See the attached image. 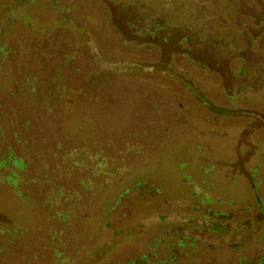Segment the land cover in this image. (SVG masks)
Returning a JSON list of instances; mask_svg holds the SVG:
<instances>
[{"label": "rangeland", "instance_id": "rangeland-1", "mask_svg": "<svg viewBox=\"0 0 264 264\" xmlns=\"http://www.w3.org/2000/svg\"><path fill=\"white\" fill-rule=\"evenodd\" d=\"M0 23V264L263 262L264 0H0Z\"/></svg>", "mask_w": 264, "mask_h": 264}, {"label": "trees", "instance_id": "trees-1", "mask_svg": "<svg viewBox=\"0 0 264 264\" xmlns=\"http://www.w3.org/2000/svg\"><path fill=\"white\" fill-rule=\"evenodd\" d=\"M5 26V23H0V35L3 36L4 32L6 31L7 27H4ZM5 45L2 43L1 41V37H0V58L2 56H5L6 55V50L4 49ZM20 92V96L22 97L23 96V93L21 91H18ZM223 112V111H221ZM2 135L1 131H0V136ZM14 163V165H22L21 163V160L19 158H15L12 154L11 151H8L4 154H2L0 156V167H5V165H7L8 163ZM13 177V172L10 173V175H5V177H3V175H0V180H4L5 183H8L10 182L11 179ZM14 183V181H12ZM138 187H140L139 190L142 189V185L143 184H137ZM124 192L126 193V191H123V193H121V195L119 196V198L122 196V194H124ZM258 264H264V256H263V262L262 263H258Z\"/></svg>", "mask_w": 264, "mask_h": 264}, {"label": "flooded vegetation", "instance_id": "flooded-vegetation-1", "mask_svg": "<svg viewBox=\"0 0 264 264\" xmlns=\"http://www.w3.org/2000/svg\"><path fill=\"white\" fill-rule=\"evenodd\" d=\"M256 264H258V263H256Z\"/></svg>", "mask_w": 264, "mask_h": 264}]
</instances>
